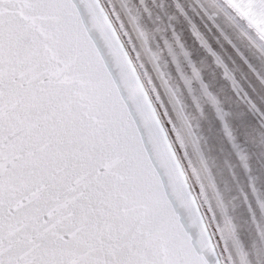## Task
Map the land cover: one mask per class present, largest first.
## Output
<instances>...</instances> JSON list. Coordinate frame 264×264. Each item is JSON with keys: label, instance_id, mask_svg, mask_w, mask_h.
Wrapping results in <instances>:
<instances>
[{"label": "snow or ice", "instance_id": "1", "mask_svg": "<svg viewBox=\"0 0 264 264\" xmlns=\"http://www.w3.org/2000/svg\"><path fill=\"white\" fill-rule=\"evenodd\" d=\"M215 14L264 54V0H224ZM157 60L113 0H0V264H233L221 250L231 225L215 223L190 127L173 119L179 89Z\"/></svg>", "mask_w": 264, "mask_h": 264}, {"label": "rangeland", "instance_id": "2", "mask_svg": "<svg viewBox=\"0 0 264 264\" xmlns=\"http://www.w3.org/2000/svg\"><path fill=\"white\" fill-rule=\"evenodd\" d=\"M113 7L138 49H150L159 57L157 63L161 70L170 65L169 86L179 89L177 96L184 110L182 114L173 111V119L178 126L187 123L190 127L188 158L192 167L202 171V183L213 206L215 223L223 226L227 220L231 225L230 239L221 245V250L227 251L233 264H264V207H261L264 204V54L250 46L225 15L215 14L216 7H224V0H113ZM170 48L177 54L180 71L172 60ZM184 52L188 53V59L199 71L217 105L202 94ZM143 61L162 94H166L151 57L145 55ZM225 69L231 79L225 77ZM181 71L192 79L191 94L183 83ZM195 101L204 105L200 115ZM217 107L225 118L219 121L218 143L224 151L221 140L232 141L233 155L242 160L235 158L232 163V169L238 172L233 173L231 181L221 164L222 150L212 147L208 132L210 123L206 121L205 111L212 109L217 115ZM251 144L255 150L251 151L254 149ZM242 173H247L245 181H248L243 179V188L238 187ZM242 208L249 210L251 230L243 226ZM253 235L262 242L260 247L252 244Z\"/></svg>", "mask_w": 264, "mask_h": 264}, {"label": "bare ground", "instance_id": "3", "mask_svg": "<svg viewBox=\"0 0 264 264\" xmlns=\"http://www.w3.org/2000/svg\"><path fill=\"white\" fill-rule=\"evenodd\" d=\"M215 37H217V36H215ZM219 38V37H218ZM216 39V38H215ZM217 41V40H216ZM219 41V40H218ZM220 45V44H219ZM218 46V45H217ZM221 47V46H220ZM235 57V56H234ZM237 57V56H236ZM233 58V57H232ZM229 60H231L230 58H229ZM157 61H159V57H158V60ZM212 61V60H211ZM210 65V64H209ZM213 65V64H212ZM161 66V65H160ZM162 67V66H161ZM208 67V66H207ZM162 69V68H161ZM165 68H163V71L165 72V79L167 80V86H169V85H171V77H170V65L168 66V68H166V70H164ZM222 73H224V72H222ZM218 74V73H217ZM216 75V74H215ZM214 75V76H215ZM220 75V74H219ZM224 77V76H223ZM226 77V76H225ZM224 77V78H225ZM228 79V78H227ZM226 79V80H227ZM228 82V81H227ZM258 83V82H257ZM162 84H163V82H162ZM229 84V83H228ZM227 84V85H228ZM232 84V83H231ZM256 84V83H255ZM164 85V84H163ZM228 87V86H227ZM220 88V87H219ZM256 88V87H255ZM259 89V88H258ZM257 89V90H258ZM227 90V89H226ZM228 91H230V90H228ZM232 91V90H231ZM235 91V90H234ZM218 92H219V90H218ZM221 92V91H220ZM231 94V93H230ZM262 94H264V93H262ZM227 102V101H226ZM195 103H196V105H195V109H196V111L198 110V112H199V115H200V112L201 111H203L204 110V105L203 104H201L200 102H198V101H195ZM197 103L199 104V106H197ZM230 107V106H229ZM184 111V110H183ZM207 114H205L206 115V121H208L209 123H210V129L208 128V132H209V135H210V140H211V142H212V147H220L221 148V150H222V155H221V160H222V162H221V164H222V167H223V169L226 171V174H227V177H228V179H229V181H231V180H233V177H234V175H233V173L235 172V173H237L238 172V170H237V172H236V170L235 169H232V163L235 161V155H233V149H235V145L233 144V142L232 141H228V140H225V139H223V140H221L222 141V146L224 145V151H223V149H222V147H221V145H220V143H218V139H219V121H222V120H225V118H223V119H221V117L220 116H218V114L216 115V113L215 112H213V110L211 109V110H207V111H205ZM200 119V118H199ZM202 119V118H201ZM203 122H204V120H203ZM205 124V123H204ZM208 124V123H207ZM206 124V125H207ZM208 126V125H207ZM207 126H206V128H207ZM236 127V126H235ZM221 128V127H220ZM222 131V130H221ZM261 135V134H260ZM243 137V136H242ZM243 138H245V137H243ZM242 138V139H243ZM251 139H253V137L251 136L250 137ZM258 138V137H257ZM261 138H262V136H261ZM241 139V138H240ZM244 140V139H243ZM250 142L249 143H252V141L251 140H249ZM252 145V144H251ZM253 146V145H252ZM252 148V147H251ZM253 148H254V146H253ZM259 149V148H258ZM252 150H255V148L254 149H251V151ZM254 153V152H253ZM237 159V161L239 160L240 162L242 161L241 160V158H236ZM252 160V159H251ZM245 174H247V173H245ZM245 174L243 175V173H242V180L239 182V186L238 187H241L243 184H241V182L243 181V179H244V181H245ZM245 182H248V181H245ZM245 182H244V184H245ZM247 185H249V184H247ZM247 187V186H246ZM242 188H243V186H242ZM249 188V187H248ZM226 189V188H225ZM264 193V192H263ZM253 206V205H252ZM248 209L247 208H242V223L244 224L243 226L247 229V230H251L250 228H249V226H250V222H251V218H250V215H249V213H248ZM255 231V230H254ZM250 232V231H249ZM255 236L253 235V238H251V240H252V244L254 245V246H258L259 244V247L261 246V243H259V241H258V239L256 240V237L254 238ZM262 256V255H261ZM264 256V255H263ZM263 258V257H262Z\"/></svg>", "mask_w": 264, "mask_h": 264}, {"label": "water", "instance_id": "4", "mask_svg": "<svg viewBox=\"0 0 264 264\" xmlns=\"http://www.w3.org/2000/svg\"><path fill=\"white\" fill-rule=\"evenodd\" d=\"M93 35L96 36L98 34L93 32ZM113 71L115 72L116 70L113 69ZM181 217H182V222L184 223V225H185L186 229L189 231V233L192 235L193 239L194 240H198V238H199V229L194 227V226H191L189 215H188L186 210L181 209ZM198 251H200L199 248H198ZM204 254L207 255L206 250H205ZM209 260H210V264H214V258L209 257Z\"/></svg>", "mask_w": 264, "mask_h": 264}]
</instances>
